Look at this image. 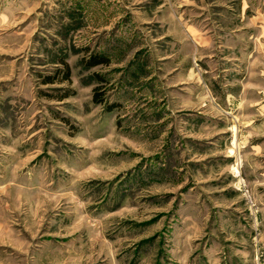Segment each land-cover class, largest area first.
I'll return each mask as SVG.
<instances>
[{"label":"rangeland","instance_id":"1","mask_svg":"<svg viewBox=\"0 0 264 264\" xmlns=\"http://www.w3.org/2000/svg\"><path fill=\"white\" fill-rule=\"evenodd\" d=\"M102 3L0 0V264L234 262L233 228L264 225V90L131 75Z\"/></svg>","mask_w":264,"mask_h":264},{"label":"crops","instance_id":"2","mask_svg":"<svg viewBox=\"0 0 264 264\" xmlns=\"http://www.w3.org/2000/svg\"><path fill=\"white\" fill-rule=\"evenodd\" d=\"M85 1L98 18L101 0ZM102 1L112 15L107 26L122 18L120 29L113 35L116 38L122 34L131 43L130 50L124 51L123 62H118L125 64L128 59L131 75L143 69H149V74V60L161 59V68L187 74L191 81L198 78L201 83L212 82L220 77V90L223 85L226 92L240 91L244 107L260 106L259 94L264 90V0ZM255 40L260 46H254ZM253 120L247 118L248 123ZM256 149L262 152L264 146ZM251 197L260 202L259 196ZM253 215V226L233 228L238 241L236 251L231 253L235 261L225 260L226 252L231 255L222 246L211 264H264L255 247L260 240L256 236L264 232V225H260L261 213Z\"/></svg>","mask_w":264,"mask_h":264},{"label":"trees","instance_id":"3","mask_svg":"<svg viewBox=\"0 0 264 264\" xmlns=\"http://www.w3.org/2000/svg\"><path fill=\"white\" fill-rule=\"evenodd\" d=\"M98 63H107V59L106 58H104V59H102V58H97V59H95V60H93L91 63H89L90 65H95V64H98ZM69 77H70V70L68 69V68H66V78L67 79H69ZM48 82H53V80H50V81H48ZM95 100L97 101V102H101L102 101V97H98V94L96 95V93H95Z\"/></svg>","mask_w":264,"mask_h":264}]
</instances>
